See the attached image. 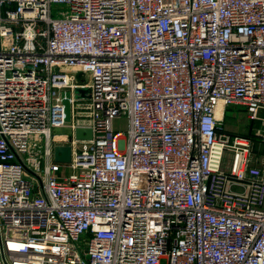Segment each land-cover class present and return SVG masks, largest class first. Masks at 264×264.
Segmentation results:
<instances>
[{
    "label": "built area",
    "instance_id": "built-area-1",
    "mask_svg": "<svg viewBox=\"0 0 264 264\" xmlns=\"http://www.w3.org/2000/svg\"><path fill=\"white\" fill-rule=\"evenodd\" d=\"M256 138L264 0H0V264H264Z\"/></svg>",
    "mask_w": 264,
    "mask_h": 264
},
{
    "label": "rangeland",
    "instance_id": "rangeland-1",
    "mask_svg": "<svg viewBox=\"0 0 264 264\" xmlns=\"http://www.w3.org/2000/svg\"><path fill=\"white\" fill-rule=\"evenodd\" d=\"M62 10V7L55 6L53 10V15L58 16L60 13L59 11ZM81 81H84V78L81 77ZM127 116L120 115L114 119L113 125L116 130L125 131L127 129ZM259 124L258 121L250 120L247 117V113L244 109H239L237 106L233 105L231 108H228L226 111V121L225 127L231 134L237 133H251L253 128ZM53 134H69L71 133L69 127H54L52 129ZM253 155L256 157L258 156L260 159L264 157V143H262L261 139H255V147L253 150ZM231 162V156L229 151L226 152L225 156V163L226 167L229 168V164ZM67 172L68 170L65 169ZM162 264H166L165 261Z\"/></svg>",
    "mask_w": 264,
    "mask_h": 264
},
{
    "label": "water",
    "instance_id": "water-1",
    "mask_svg": "<svg viewBox=\"0 0 264 264\" xmlns=\"http://www.w3.org/2000/svg\"><path fill=\"white\" fill-rule=\"evenodd\" d=\"M87 89H78L81 93H85ZM69 93L66 94V98L64 99V103L66 105V120L70 121L71 119V105L69 100ZM76 134L78 138H91L92 137V129L90 128H77ZM54 156L57 161L69 162L72 158V148L69 145H56L54 147Z\"/></svg>",
    "mask_w": 264,
    "mask_h": 264
},
{
    "label": "crops",
    "instance_id": "crops-1",
    "mask_svg": "<svg viewBox=\"0 0 264 264\" xmlns=\"http://www.w3.org/2000/svg\"><path fill=\"white\" fill-rule=\"evenodd\" d=\"M244 134H246V133H244Z\"/></svg>",
    "mask_w": 264,
    "mask_h": 264
}]
</instances>
